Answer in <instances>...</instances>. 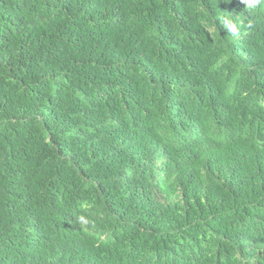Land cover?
I'll use <instances>...</instances> for the list:
<instances>
[{"label": "trees", "instance_id": "obj_1", "mask_svg": "<svg viewBox=\"0 0 264 264\" xmlns=\"http://www.w3.org/2000/svg\"><path fill=\"white\" fill-rule=\"evenodd\" d=\"M0 264H264V5L0 0Z\"/></svg>", "mask_w": 264, "mask_h": 264}, {"label": "clouds", "instance_id": "obj_2", "mask_svg": "<svg viewBox=\"0 0 264 264\" xmlns=\"http://www.w3.org/2000/svg\"><path fill=\"white\" fill-rule=\"evenodd\" d=\"M242 3L246 6V10L249 12L255 11L258 6L264 5V0H242ZM221 20L222 25L228 29V32L231 34L232 37L239 36V30L237 29V24H244V20L242 18L237 17L236 20H233L229 17H218ZM247 27L251 28L252 23L248 21ZM83 221V218H81Z\"/></svg>", "mask_w": 264, "mask_h": 264}]
</instances>
